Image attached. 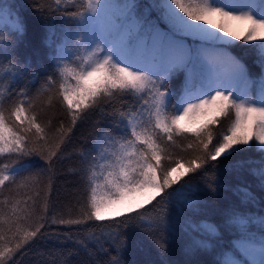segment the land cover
Returning <instances> with one entry per match:
<instances>
[{"label": "snow or ice", "instance_id": "1", "mask_svg": "<svg viewBox=\"0 0 264 264\" xmlns=\"http://www.w3.org/2000/svg\"><path fill=\"white\" fill-rule=\"evenodd\" d=\"M38 7L61 17L45 36L43 81L16 56L22 18L0 3V264H18L44 240L73 241L89 256L106 245L123 248L130 226L182 231L188 253L209 248L218 226L191 219L198 188L184 178L203 176L216 192L221 166L238 173L253 163L233 160L240 146L256 142L264 152V0H51ZM95 113L110 124L95 127L72 154L76 203L58 213L50 206L55 165L70 158L77 124ZM35 158L46 168L33 171ZM250 171L264 188V159ZM235 190L240 203L222 217L235 239L221 264H264V215L246 209L257 197L246 185Z\"/></svg>", "mask_w": 264, "mask_h": 264}, {"label": "trees", "instance_id": "2", "mask_svg": "<svg viewBox=\"0 0 264 264\" xmlns=\"http://www.w3.org/2000/svg\"><path fill=\"white\" fill-rule=\"evenodd\" d=\"M5 2L12 6L14 13L19 14L25 27L24 34L19 38L15 49L16 56L22 63H30L31 67L40 73V80L43 81L45 72L50 71L48 68L50 49L44 43L45 36L49 26L60 24L61 17L39 10L38 5H46L51 3V0H0V3ZM139 2L148 5L151 0H139ZM236 43L242 44L239 41ZM234 54L241 55L242 50L236 48ZM245 61L253 73H259L260 69L255 64L254 57L245 56ZM36 87H39V84ZM57 111L58 108L46 110L47 115H52ZM222 123L224 122L222 121ZM109 124V118L100 113L90 115L86 121L77 124L72 136V143L67 149V155L70 158L55 165L54 168L50 206L54 205L56 212L67 213L68 208L76 203L74 196L78 190L76 187L78 177L75 174V169L78 160L72 154L78 148L90 143L89 133L94 131L95 127H105ZM182 143L186 144L187 141ZM240 147L245 150L237 152L233 160H249L253 163L238 173L236 171L225 172L221 166L215 175L222 180L223 186L216 192H212L207 187V181L203 176L189 174L184 178L185 180L191 179L198 188L197 197L200 203L196 209L189 213L191 219L202 224L213 223L218 226L219 235L209 240V248L197 249L193 253H188L185 251L187 238L182 231L178 230L175 235H169L167 232L153 234L146 227L130 226L123 230V238L127 242L123 248L106 245V252H95L94 256H89L88 251L73 241H61L57 244L55 239L52 243L44 240L34 244L19 259L18 264H53L54 261L56 264H64L65 261L67 264H106L112 258L119 259L121 264H221L222 252L228 250L235 239V234L224 228L223 210L226 206L240 203V197L235 190L238 185L248 186L257 197L255 204L246 205L247 211L264 215V188L260 187L258 178L250 171L251 168L259 166L261 159H264V152L260 151L261 146L256 145V142ZM181 154L190 156L189 152ZM220 159L222 160L223 157ZM212 163H219V161ZM44 168H46L45 161L35 158L33 171L38 172ZM208 175L211 176L213 173L209 172ZM148 207L151 208V206ZM145 214H148L147 210H145ZM110 226V221L103 224L105 229ZM98 227L99 222L93 226V230L98 231ZM182 227L183 225L180 226V228ZM53 230L59 233L67 232L66 228H55V226ZM73 234L76 237L80 235L75 229H73ZM156 241L166 242L165 248H159ZM89 250L95 251L91 247ZM69 253L71 254L69 255Z\"/></svg>", "mask_w": 264, "mask_h": 264}, {"label": "rangeland", "instance_id": "3", "mask_svg": "<svg viewBox=\"0 0 264 264\" xmlns=\"http://www.w3.org/2000/svg\"><path fill=\"white\" fill-rule=\"evenodd\" d=\"M125 211H126V209H125Z\"/></svg>", "mask_w": 264, "mask_h": 264}]
</instances>
